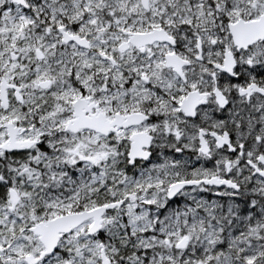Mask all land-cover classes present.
Listing matches in <instances>:
<instances>
[{"label": "snow or ice", "instance_id": "1", "mask_svg": "<svg viewBox=\"0 0 264 264\" xmlns=\"http://www.w3.org/2000/svg\"><path fill=\"white\" fill-rule=\"evenodd\" d=\"M0 264H264V0H0Z\"/></svg>", "mask_w": 264, "mask_h": 264}]
</instances>
